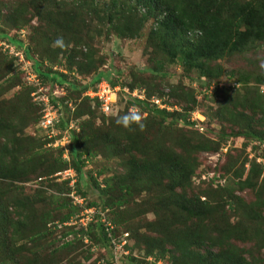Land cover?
I'll list each match as a JSON object with an SVG mask.
<instances>
[{"label": "trees", "instance_id": "obj_1", "mask_svg": "<svg viewBox=\"0 0 264 264\" xmlns=\"http://www.w3.org/2000/svg\"><path fill=\"white\" fill-rule=\"evenodd\" d=\"M97 1L102 5L103 12L107 14L106 20L109 23L110 30H113L118 38H132L143 28L147 21L151 20L152 28L149 31L147 45L150 46L152 55L146 59V72L152 78L157 76L164 78L166 75L165 67L177 62L182 67V76L191 80V83L197 84L198 93H201L202 90L207 91L211 85L220 82L219 79H221L224 70L220 66L212 65L211 63H216L218 60L235 54H243L249 51L255 43L264 42V0ZM95 2L96 0H70L63 3L56 0H26L23 4H17L10 10L5 21L2 22L7 29L2 26L0 41L6 42L15 51H21L24 60L31 62L34 72L42 80L43 84L51 86V84L56 83L58 86H63L65 90L66 86L68 87L69 95L77 97L73 103L75 106L73 112H70L66 106V102L69 101L67 92L65 96L52 101V106L57 109L58 105L56 103L59 104V110L61 109L63 114L58 124L59 129L63 128L70 120L85 116L86 119L80 121L78 132L69 133V142L65 149L68 150V156L71 158L70 164L62 160V154L65 151L63 148H56L53 150L52 156H44L42 159L41 174L48 177L58 171L71 168L75 172L76 181L73 187H70L68 181H54V179L51 180L49 178L48 180H43L47 182L45 184L47 188L51 189L53 193H57V195L51 194L49 196L51 202L48 201L47 206L55 200L60 199V202L56 210L55 207L50 210L42 209L38 214L33 208V200L30 197L19 198L15 194L14 188L16 186H13V184L14 182L29 181L28 175L34 172L36 174L35 177H38L39 174L35 171L38 164H35L34 167L27 166V164H30L28 160L33 156L30 153L31 151H28V148L31 144L32 146L40 147L41 143L36 145L38 141L27 138L25 140L27 141V147L22 148L19 145L20 139L14 133H16L15 130L17 129L16 121L24 122L23 127L30 121L31 124L35 125V129L40 131L36 128V124L40 119L41 109L31 101L30 93L34 91V87L27 85L22 80L20 65L16 64L17 58L0 51V62L4 65V74L12 72V77H14L7 80L11 82L9 88L16 86L20 91L14 96V100L20 104L19 109L21 110L18 118H15L14 123H9L10 126L6 130L0 123V138L7 139L9 137V129H13V135L8 138L12 148L8 149L6 153H4L5 150H0V181H7L11 185L10 187V185L3 183L8 191L4 190L6 192L4 195H1L2 192H0V200L1 196L9 197L5 206L1 207L3 201L0 203V221L3 220V217L6 219L3 215L4 209L7 208L6 210H8L12 206L15 210L12 212L8 222L13 224L12 220L16 219L15 224H17L18 228L20 230L26 229L24 237L23 234H20L21 242L36 243L40 238L49 235V257L56 255L66 261L72 251H74L75 246L79 250L81 245H85L86 251L83 258L86 263L88 261V264H112L113 259L110 255L109 238H107L97 214L92 217V220L84 228L76 225L61 227L58 230L51 226L48 227V224L68 222L83 207H93L98 212L106 211V218L113 224L112 234L119 235L127 232L129 228L126 227L124 230L121 227L122 222L134 220L138 215L140 216L138 213L132 214L131 208H129L132 198L129 197H132L134 193L145 192L148 195L146 198L147 211L150 210L153 213L154 219L144 223L142 227L146 233L150 234L163 231L161 242L170 246L174 252L163 253L165 248L153 247L157 241L150 238L149 242L152 245L148 244L147 249L143 248L144 250L135 251L130 248L131 254L127 257L124 264H144L143 258L152 255L155 258L165 260L169 264H264V220L260 221L261 218L259 216L255 217V221L248 218L249 224H243L240 229L231 230L230 232L227 230L223 239H216L220 234L218 230H214L210 216L218 212V208H222V206L216 207L215 205L224 202L225 197L230 198V200L233 199L229 188L220 187L214 190V181L217 178L212 177L208 183H201L205 185V188L200 189L198 195L187 196L185 194V191L191 185V178L195 172L194 160L190 158L186 160L187 157L184 156L188 152L186 150L187 146H192L191 149L195 152H202L210 149L209 146L211 147L212 141L209 143L204 141L203 143L190 144L187 140L181 144L174 142L166 144L162 132L172 134L173 131L185 130L188 127L189 129L187 130L191 131L193 135L197 134L203 137L193 128L194 123L186 121L185 117L197 105L199 106V102L195 100V94L192 90L187 89L188 93L185 92L184 96L185 100L188 99L192 105L189 108L183 107L180 112H168L165 109H157L155 106L150 107L144 102L128 101L124 109L116 117L105 119L101 116L106 124H112L113 132H95L91 129L92 120L89 119V116L95 115L96 111L91 110L87 104V99L81 96L88 89V86L78 88L79 86H74L64 80V75L52 70L51 67L54 64L61 65L58 62L61 57L59 55L65 52L68 46L76 48L80 45H85L83 38L88 33V27H85L86 23H83L84 21L81 17L85 16L88 19L98 13ZM27 11H29L30 18L35 19L37 23L36 26L30 25V31L26 25L32 19H26L24 16L25 13H28ZM21 29L26 32L24 41L18 39V31ZM60 31L65 33L62 34V46L54 44V48L50 49L52 43H54L52 37L58 39ZM188 32L193 38L188 37ZM66 35L68 36L66 37ZM48 38L49 40H47ZM84 47L86 52L83 54L79 52L81 61L84 63L83 68H86L84 72L95 70L96 66L94 65H96V62L93 59V53L90 52V46L85 45ZM75 54L76 52H70L62 59L64 62H70L76 59ZM44 63H47L50 67L45 69ZM192 75L194 78L191 77ZM133 77L136 80L135 75ZM102 79L109 82L107 76L96 73L92 85L94 86ZM249 79H252L257 85L264 84V72L254 78L240 75L238 79L231 78V82L240 85L239 88L244 90L242 97L233 98L232 105H237L244 99L246 109L260 112L262 122L264 101L256 91L252 92L253 90L251 91L246 87ZM132 81H128L127 87L129 89L143 88L147 98L152 95H161V89L159 91H150L144 85ZM173 88L174 86H169L168 88V104L171 106H175V104L181 105L182 103L176 100L178 97L174 93ZM239 88L236 90L232 88L220 90L218 87H214L212 96L218 92L230 93V91L239 94L241 92ZM206 100L207 95H204L200 100V104ZM228 105L226 104V106ZM130 106L137 107L140 115L143 112L146 113L144 117H141L146 119L144 127L137 128L140 131H134L136 127L134 123L130 124L128 128L121 127L115 123L119 116L130 111ZM231 107V105L222 109L220 107L217 110V117L223 121L222 114L225 115V122L231 125L235 124L234 127L242 131L222 134L220 139L223 138L224 140L232 136L238 137V140L243 142L244 147H250L252 152L253 146L257 147V143H263L264 135L251 129V117L243 113L234 114L231 111ZM27 113H30V120L26 118V121H24V116L22 115ZM156 116L160 119L156 120ZM237 116L238 120L236 121ZM178 122H181V124H178ZM241 123L243 124L242 126H240ZM216 137L219 139L218 134ZM43 139H45L44 134ZM212 146L215 147L214 149L218 148L216 144ZM46 152L43 154L48 155L49 153L46 154ZM101 152L107 159L130 157L127 161L128 166L125 168L126 174L123 176L114 174L110 178H103L102 182H100L104 185L103 187L99 186L100 183L98 184L96 178H92L88 174L91 186L98 191L101 197V207H98L96 203L88 202L86 192L81 189V185L82 169L90 158L98 153L101 154ZM15 153L20 156H15ZM54 154L56 155L54 156ZM40 155L42 154H37V156ZM253 168V166H249L245 170L244 165L240 164L239 168L234 171L235 178L242 177L244 170L246 172L243 182L238 183V188H242L241 186L251 188L249 180L255 172ZM260 170L261 167L257 171V176ZM103 174V170L96 172L98 177ZM262 184L264 185V183ZM47 188L42 190L44 191ZM71 191H75L76 195L83 199V207L74 205L68 196L65 198L62 196L63 194L68 195ZM17 193L21 194V191L18 189ZM200 196L205 197L203 201H200ZM207 198L215 200L217 203L213 206L209 205L210 202H207ZM232 202L231 200L230 203ZM121 207L125 209L123 212L120 209ZM51 210L59 213L57 221L52 220L53 222H50L53 218ZM141 211V213H145L144 210ZM233 212L235 213V218H238L237 211ZM30 219L37 224L34 228L30 227ZM205 221H207V225L206 228H203ZM218 225L224 227L223 224L218 223ZM137 227L135 230L129 228L132 235L134 234V240L136 239ZM222 230L225 231V227ZM129 238L131 239L130 235ZM84 239L87 240L86 243L83 242ZM232 239L235 242L239 241V243L249 241L250 245L255 247V251L260 252L262 258L252 255L249 261L246 260L242 256L243 250L239 249L232 242ZM17 241L20 242V240H16L12 244L15 246ZM137 244L140 245V243ZM17 245H20V243ZM10 246H3L2 248L5 251H10ZM92 247L104 250L105 255H101L102 257L98 256L89 262L93 256L90 251ZM133 252L135 256L132 255ZM32 258L33 260L44 261L40 255L34 254ZM10 259L13 261L11 257ZM67 264L72 263L69 260Z\"/></svg>", "mask_w": 264, "mask_h": 264}, {"label": "rangeland", "instance_id": "obj_2", "mask_svg": "<svg viewBox=\"0 0 264 264\" xmlns=\"http://www.w3.org/2000/svg\"><path fill=\"white\" fill-rule=\"evenodd\" d=\"M25 1L26 0H0V30L2 29V26L6 28V26L3 25L2 22L5 21V18L10 13V10H12L17 4H23ZM56 1L63 3L68 2L70 0ZM95 3L98 13L92 15L88 19H86L84 15V17H81V19H83L84 21L83 23H86L85 27H88V35L86 34L83 40H85V45L90 46V52L93 53V59L96 62V65H94L96 66L95 70L84 72L86 68H83L84 63L81 61V55L79 54V52H81V54L86 52V48L84 47L85 45H80L76 48L68 46L66 51L62 52L61 55H59L61 57L58 62H60L61 65L54 64L51 67L52 70H54L60 75H62V73L65 74L64 80L74 86H79L78 88H83V86H88V88L93 87V79L96 76V73L107 76V79L112 84H126V81L133 80L132 82L140 83L141 85H144L147 90L150 91H159L161 89V94H163L164 92H168L169 86H174L173 91L178 97L176 100L183 104H175L174 107L178 109V111H181L183 107L189 108L192 104H190L191 102H189L188 99L185 100L184 98L185 94L188 93V90H192L195 94V97L199 96L201 93H198V87L196 83H191V80L182 76V67H180L177 62H173L169 66L165 67V74L168 75H165L164 78H160L159 76H157L156 78H152L150 74L146 72V59L152 55L151 48L147 45V38L149 36V31L152 28V21H147L144 24L143 28H141L132 38H118L115 36L114 31L110 30L109 28V23L106 20L107 14L103 12L102 5L97 0ZM27 12L28 13L24 14L26 19H32L31 21H29V23H27L28 25H26L30 31V25L36 26L37 23L35 19H33L32 17L30 18L29 11ZM62 34L65 33L60 31V39H62ZM67 36L68 35H66V37ZM188 37L193 38L191 34L188 35ZM47 40H49V38ZM52 40L55 41L57 39L55 37H52ZM52 48H54V43H52L50 49ZM70 52H76V59H73L70 62H64L62 58L65 55L67 56V54H69ZM262 63H264V42L257 44L255 43L254 45H252L249 51L243 54H235L228 58L218 60L216 63H211L212 65L214 64L216 66H220L224 70L221 79H219L220 82L216 83L214 86L218 87L220 90L224 88L228 89L229 87H231V84L234 83L231 82V78L238 79L239 75L250 76V78H254L258 74L264 72V68L261 67ZM3 66L4 65L0 62V123L4 126L6 130L10 126L9 123H14L16 120L15 118H18L19 114L21 113V110L19 109L20 104L16 103L17 101L14 100V96L20 91L16 86L9 88L11 82L7 81L10 80V78H14L12 77L13 73L11 72L4 74ZM43 66L45 67V69L50 67L47 63H44ZM63 67L68 72H64ZM229 74L231 78L229 77ZM134 75L136 80H134ZM191 77L194 78L193 75ZM246 87L249 88L251 91L253 90L252 92L256 91V93L259 94L261 96V99H263L264 101V84L257 85L253 82L252 79H249ZM65 88L66 92L68 93V87L65 86ZM213 89L210 93H207V100L205 102L201 104L199 103V106L197 105L195 109L190 112V114L188 113V115L186 114L187 116H185L186 121H190V115L199 114L197 115V117H195V122L199 123L202 122L201 120L204 121L206 132H203L201 134L203 135V137L197 134L193 135L191 131L187 130L189 129L188 127H186L185 130L173 131L172 134H165L164 131L162 133L164 135V141L166 144H169L171 142L181 144L183 143V141L187 140L190 142V144H195L197 142L203 143L204 141L209 143L212 141V143L210 144L211 147L209 146L210 149L207 151L195 152L193 151V149H191L192 146H187L188 149L186 148V150H188V152H186L184 156L187 157L186 160L188 158L194 160L195 172L191 178V185L189 184L190 186L185 191V194L187 196L198 195L199 190L205 188V185L201 183H208L209 178L212 177L217 178L214 181V190L216 188L219 189L220 187L229 188V191L233 196V199H231L233 201V204L230 203L231 200L228 197H225L224 202H221L217 205H215L217 203L215 200H210L207 198V202H210L209 205H215L216 207L222 206V208H218V212L212 214L210 217L212 218L211 222L214 226V230H218L220 234L216 237V239H223V236L226 234L225 232L227 230L228 232H230L231 230L240 229L241 227H243V224H249L250 222L248 221V218L255 221V217L259 216L261 218L260 221L264 220V185L262 184L264 183V169H261L259 175L257 176V171L260 168V165L255 162L256 156L258 154L261 155L264 153V140L261 144L257 143V147L253 146L252 152L251 150L248 152L249 149L244 147L243 142L238 140V137L232 136L228 137L229 139H220V136L222 134H228L232 131L240 132L242 130H240L239 128H235V124L231 125L225 122V115L223 114V121L219 120V118L217 117V110L220 107L222 109L223 107L227 108L229 105H231L233 107H231L232 113H243L246 116L251 117V129H254L263 135L264 117L263 121L261 122L262 116L260 115V112L258 110L246 109L244 99H242V101L237 105H232L233 98H238V96L242 97L244 94H242V92L244 90L240 89L241 92L238 91L239 94L234 92L232 93V91H230V93L218 92L217 94H213L214 96H212V91H214ZM68 98L69 101L74 103V100H76L77 97H73L68 93ZM226 104L229 105L226 106ZM22 116H24V121H26V118L30 120V113H27L26 115L24 114ZM140 116L144 117L143 114H141ZM1 118L6 119L7 121H3ZM155 118L156 120L160 119L158 116H156ZM89 119L92 120L91 129H93L95 132H113L112 124H106L97 111L95 115L91 117L89 116ZM145 120L146 119L144 118H141L140 120V123L143 124V127ZM237 120L238 116L236 118V121ZM15 124L17 129L15 130L16 133H14V135H16L18 139H20V147H27V141H25L27 138H32L36 142L38 141L36 145H39L41 143L40 147L35 145L32 146V144L30 145V147L32 146V148L29 147L28 151H31L30 153L33 156L31 157V159L28 160V163L30 162V164H26L27 166L30 165V167H34L35 164H38V167L35 169L36 173L39 174L38 177L44 176V180H48V178L51 177L53 174L48 177L41 174V164L43 163L42 159L44 158V156H52L53 150H55L56 148H50L47 146L48 143L47 141H45V139H43V133L36 130L35 125L31 124L30 121L29 123L27 122L26 126L24 127V122L21 123L20 121H16ZM178 124H181V122H178ZM242 125L243 124L241 123L240 126ZM135 126L136 127L134 131H140L137 129V124ZM12 130V128L9 129V137L13 135ZM19 130L21 131L20 133ZM217 134L219 139H217L216 137ZM8 138H0V150H5L4 153H6L8 149L12 148L11 143L8 141ZM168 138L169 140L167 141ZM213 144H216L218 148L214 149L215 147L212 146ZM64 150L62 155H64V158H66V160L63 158L62 160L66 161V163L69 162L70 164L71 158L68 156V150L65 148ZM45 151H47L46 154H49L44 155L43 153ZM50 152L52 153L50 154ZM39 153H41L42 155L37 156V154ZM17 155L19 154L15 153V156ZM55 155L56 154H54V156ZM129 157L130 156H128V158ZM128 158L124 157L123 159H107L101 152V154L98 153L96 156H93L92 158H90V160H88L85 167L82 169L83 175L81 185V189L86 192V198L88 202H94L98 205V207H101V197L98 194V191L91 186L88 174L92 178H96L98 184L102 182L101 180L103 178H110L114 174L123 176L126 174L125 168L128 166ZM240 164L244 165L245 170L249 166L254 167L253 169L255 172L253 175H251L252 177L249 180L251 188L245 186H241L242 188H238V183L243 182L242 180L246 176V172L244 170L242 177L235 178L234 171L239 168ZM99 170H103L104 172L101 177H98L96 175V172ZM35 176L36 174L34 172L28 175L29 181L14 182L13 186H16L14 188L15 194L19 198L30 197V199L33 200V208L38 214L42 209L50 210L55 207L56 210L57 206L59 205L60 199L57 201L55 200L49 206L47 205L48 201H50L49 196H51V194L57 195V193H53L51 189L47 188V185L45 186V184H47L46 181H42L39 184H35V181H33L36 179ZM3 183L6 185H10L7 181H0V192H2L1 195L6 194V192L8 191V189H5V185H3ZM99 186L103 187L104 185L100 183ZM45 188H47L46 190H44L46 192L42 190ZM18 189L21 191V194L17 193ZM4 190H6V192ZM62 196L65 198L67 194H63ZM147 197L148 195L145 192L134 193L132 197H129L132 198L129 207L131 208L132 214L138 213L140 214V216L138 215V217H136L134 220H126L125 222H122L121 227L124 230L126 227H129L132 230H135L136 226L139 227H137L138 230L137 234L135 235V240L134 234L132 235V232L129 230V228L127 229V232L131 237L130 243L132 246L131 248L133 250L140 251V249L143 248L147 249L148 244L152 245L151 242H149V239L152 238L157 241L156 245L153 247L165 248L163 253H172L174 251L171 249V247L161 242L162 235L164 234L163 231H158L154 234H150L146 233V231L142 227L144 223L152 221L154 219L153 213L150 210L147 211ZM8 198L9 197L1 196L0 203L3 201L1 207H3V205L5 206V203L8 201ZM204 198L203 196L199 197L200 201H203ZM43 206H45V208H43ZM122 208L123 207H121L120 209L123 212L125 209ZM6 209H4V212L2 211L6 219L3 217V220L0 221V264H67L69 260L72 264H88V261L86 263L85 259L83 258V256H85L86 251L85 245H81V247H79V250L78 247L75 246L74 251H72L68 259L66 261H63L62 257L60 256L54 255L49 257V235H45L43 238H40V240L36 243H30L28 241L25 243L21 242V235L23 234L24 237L26 229L20 230L17 224H15L16 219H13V224H10L8 221L9 218L12 216V212H14L15 209L12 206H10L8 210ZM141 210H144L145 213H141ZM233 211H237V215L239 216L238 218H235V213ZM51 214L53 218L50 220V222L57 221L59 213L54 210H51ZM218 223L224 225L225 231L222 230V228L224 227H220ZM36 225V222L34 223L32 219H30V227L34 228ZM206 225L207 221L203 223V228H206ZM207 230L209 229L207 228ZM16 240H20V242L17 241V244L20 243V245L16 244L14 246V244H12V242ZM232 242L237 245L239 249L243 250L242 256H244L246 260L249 261L252 255L255 257L262 258L260 252H256L255 247L251 246L249 241L239 243V241L235 242L234 239H232ZM137 243H140V245H138ZM3 246H10V251L3 250ZM94 250L91 251L93 259H96L98 256L105 255V252L103 250H98V248ZM34 254L38 256L40 255L41 259H43L44 261L42 262L39 259L33 260L32 255ZM10 257L13 261H11ZM47 259L48 261H46ZM89 262H91V259Z\"/></svg>", "mask_w": 264, "mask_h": 264}, {"label": "built area", "instance_id": "obj_3", "mask_svg": "<svg viewBox=\"0 0 264 264\" xmlns=\"http://www.w3.org/2000/svg\"><path fill=\"white\" fill-rule=\"evenodd\" d=\"M26 38V32L21 29L18 31V39L24 41ZM0 51L5 53L6 55L13 56L16 59V64L20 65L19 69L22 73V80L29 86L34 87V91L30 93L31 101L35 105L40 107V119L36 124V128L39 129L45 136V140L48 143V147L50 148H65L69 142V133L76 131L78 132V125L80 121L86 119L85 117H81L75 120H70L65 124L63 128L58 127L60 119H62L63 114L61 109L59 110L56 107L52 106V101H56L59 98L65 96L66 90L63 86H58V84L53 83L50 85L43 84L42 80L36 75L34 72L31 62L24 60L23 54L21 51H15L12 46L8 45L4 41H0ZM65 72V71H64ZM72 73V72H71ZM126 84H110L108 81L102 79L97 82L93 87L85 90L81 96L87 99V104L91 110L97 111L102 117L105 119L114 118L121 112L126 103L128 101H139L147 103L150 107L155 106L157 109H165L168 112L178 111L174 106L169 105L168 92H164L161 95H152L147 98L145 90L143 88H131L127 87L128 81ZM238 85L235 83L231 84L230 88H236ZM214 85H211L207 91L202 90L201 94L196 98L197 101H200L204 95L210 93L213 89ZM67 108L70 112L74 110V104L71 101L66 102ZM135 109L138 111V108L135 106H130L129 109ZM180 112V111H178ZM143 116L146 115L145 112L142 113ZM199 114L190 115V122L194 123V129L198 132L203 131V127L195 122V117ZM203 122V120H201ZM255 145V143H254ZM52 146V147H51ZM248 152L251 150L248 147ZM250 155V154H249ZM64 158V155H62ZM255 162L257 164L264 165V153L261 155H257ZM75 172L71 168H66L63 171H58L54 173L49 179H54V181H68V185L73 187V184L76 181ZM45 178L38 177L35 180V184H39ZM210 179V178H209ZM68 198L71 199L74 205H78L83 207V199L76 195L75 191H71L68 195ZM98 215L100 223H102L104 230L106 232L107 238H109V248L110 255L112 256V264H124L127 260V257L131 254V243L129 240V236L127 232H124L119 235H113V224L106 218V211L102 212L93 207L84 208L72 219L68 222H64L62 224L54 222L48 224V227L61 229V227L65 226H76L78 227H86V224L92 220V217ZM84 243L87 240H83ZM93 251L97 249V247L91 248ZM99 250V249H98ZM102 250V249H100ZM95 251V250H94ZM104 251V250H103ZM135 256L134 252L132 253ZM93 259V256L91 258ZM145 261L144 264H169L165 260L160 258H155L152 256H146L143 258ZM98 262V261H97Z\"/></svg>", "mask_w": 264, "mask_h": 264}, {"label": "clouds", "instance_id": "obj_4", "mask_svg": "<svg viewBox=\"0 0 264 264\" xmlns=\"http://www.w3.org/2000/svg\"><path fill=\"white\" fill-rule=\"evenodd\" d=\"M187 35H190V33L188 32ZM54 44L57 45V46H62V39L58 38L56 41H54ZM261 67L264 68V63L261 64ZM63 71L68 72L64 67H63ZM62 75H65V74L62 73ZM213 85H215V84H213ZM239 87H240V85H238L236 88H232V89H235L236 90ZM197 102L200 103V101H197ZM140 120H141V116H140L139 112L133 108L128 113H126V114H124L122 116H119L115 120V123L118 124V125H120L121 127H124V128H128L130 126V124L136 123L138 127L143 128V124L140 123ZM199 124L203 127V131L202 132H198L197 131V132L199 134H202L203 132H206L205 131L206 130V127H205L204 121L203 122H199ZM259 165H260L261 169H264V165H261V164H259ZM128 236H129V233H128ZM129 240H130V238H129Z\"/></svg>", "mask_w": 264, "mask_h": 264}]
</instances>
